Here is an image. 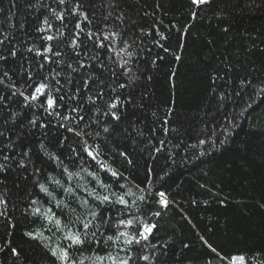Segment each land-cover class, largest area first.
I'll return each instance as SVG.
<instances>
[{
    "label": "trees",
    "instance_id": "obj_1",
    "mask_svg": "<svg viewBox=\"0 0 264 264\" xmlns=\"http://www.w3.org/2000/svg\"><path fill=\"white\" fill-rule=\"evenodd\" d=\"M80 2L91 23L82 15H69L75 0H66L65 5L56 0H0V56L7 57L0 60V97L7 105L0 104V130L7 136V141L0 137V148L11 141L13 148L5 151L16 160L31 149L32 161L25 158L27 171L11 161L6 175H0L4 181L0 198L7 202L0 204V213H4L0 215V264H53L49 248L64 243L61 232L43 214L51 208L65 222L68 216L34 186L36 180L45 182L48 172L65 185L80 183L103 194L123 195L128 208L118 203L105 206L111 210L113 224L134 219L157 225L149 240L142 242V249L132 246L136 257L147 255L149 259L134 258L130 264H220L209 244L221 255L239 253L247 255L250 264L264 262V0H212L199 8L191 0H114L116 8L109 6L113 0ZM51 9L64 11L63 23L50 15ZM109 12L112 17L105 20ZM119 13L126 17L123 23L114 18ZM46 15L51 29L43 23ZM77 22L84 30L76 49L83 63L98 56L105 69L120 73L124 69L119 65L128 61V76L112 78L108 71L95 70V62L89 70H95L111 87L117 81L128 84L126 89L116 88V93L104 89L105 99L121 94L125 101L119 110L120 121H110L97 111V106L104 108L103 101L94 105L87 99L95 96L91 82V91L82 88L77 99H68L84 73V69L72 72L67 68L69 63L77 67V57L69 46L74 32L79 31L74 29ZM89 30L97 35L100 30L103 35H120L110 47L97 49L86 38ZM46 35L57 39L45 41ZM49 45L67 55L46 53L49 60L45 61L36 53ZM40 82L60 88L59 93L51 90L53 96L65 98L58 100L55 111L70 119L48 115L39 107L43 96L28 106L24 96ZM77 106L79 112L70 111ZM80 115L83 121H79ZM33 119L35 127L29 124ZM61 124L81 135L66 131ZM104 126L110 128L109 133L103 131ZM82 140L99 146L98 159L122 174L118 182L81 153ZM200 140L207 143L201 145ZM49 155L58 156L72 172L81 168L98 172L110 190L99 189L83 171L69 182L59 175ZM33 166L42 170L38 176L32 174ZM158 192L166 194L169 207L157 203ZM55 195L62 198V189H56ZM80 195L86 197L87 193ZM142 195L143 201L139 199ZM31 199L38 203L30 207ZM35 207L41 209L40 215L33 214ZM100 210L107 219L104 208ZM84 211L77 207L78 213ZM157 211L161 213L158 217L154 215ZM139 227L136 224L127 230L134 232ZM101 232L111 235L115 228L102 227ZM124 247L117 242L102 249L123 257L125 252L120 249ZM12 248L19 256L12 255ZM102 249L98 251L104 255ZM85 264L89 262L85 260ZM105 264L112 262L106 260Z\"/></svg>",
    "mask_w": 264,
    "mask_h": 264
},
{
    "label": "snow or ice",
    "instance_id": "obj_2",
    "mask_svg": "<svg viewBox=\"0 0 264 264\" xmlns=\"http://www.w3.org/2000/svg\"><path fill=\"white\" fill-rule=\"evenodd\" d=\"M58 5H65L66 0H56ZM212 0H191V4L199 8L200 6L210 4ZM111 8H116L117 4L114 2L110 3L109 5ZM83 5L81 4L80 0H75V3L71 9L68 10L70 16H75L77 14L82 15L84 20L89 21L88 12L82 10ZM50 15H52L56 20L61 21L62 23L65 20V13L64 11H57L56 9L50 10ZM109 17H112V12L108 13V16L105 17L107 20ZM192 17H196V13H192ZM115 19L119 20L121 23L126 19L123 13L117 14ZM43 23L48 26V29L52 28V24L49 22L48 16L44 17ZM91 23V21H89ZM67 27V25H64ZM48 29H39V31H47ZM74 29L79 30L75 31L74 35L69 41V46L73 50V54L77 57L76 64L77 67L73 68L72 64H67V68H71L72 72H77L79 69H84V73L81 75V81L78 83V86L68 94L69 100H75L80 96L81 89H85L91 91V86H95V96L89 95L87 99L91 101L94 105L96 104L97 100H101L104 102V108L100 109L97 106V111H100L102 115L108 117L110 121H120V108L125 101L121 100V94H116L113 96H109L108 99H105V91L104 89L107 87L112 93H116V88L119 89H126L128 84L120 83L117 81L115 87H111L104 83V80L101 79L100 76L95 75V70L103 69L104 71H108L112 78L117 76H128L131 72V69L127 68L128 61L125 60L122 64L119 65L120 68H123L124 71L117 73L115 69H105L102 62L99 61L98 56L90 58V62L88 64L83 63L79 58L81 56V52L77 51L76 49L80 47L79 36L83 33V28H81V23L77 22L74 25ZM59 32L60 30L57 29ZM144 30L141 29V32ZM227 31V29H225ZM101 34L97 35L96 33L89 30L86 33L87 40L93 41V46L97 49H104L106 47H110L113 43L114 37L119 36L120 34L117 32H111L107 35H103V30H100ZM60 35H63V32H60ZM95 37V40H93ZM166 37L161 36V39H165ZM57 39L54 35H46L43 36V40L45 41H53ZM105 42H108L106 44ZM3 41L0 40V44ZM127 43V41H124ZM162 46V45H161ZM32 51V49H29ZM167 51V49H165ZM46 53H51L52 56L60 57L62 55H67L66 53H62L59 50H53L52 46H45L43 52H37V55L43 56L44 60H49V57L45 55ZM10 55L15 56V52H11ZM7 57L0 56V60H6ZM179 59V57H177ZM94 62L96 64V69L94 71H89L90 69H94ZM40 67L43 68L44 65L40 64ZM7 72L4 73V76L7 77ZM59 75V73H57ZM29 80L32 79L31 75L28 77ZM3 81H0L2 83ZM69 84L71 80L67 81ZM91 82V86H90ZM56 85L60 84L59 80L55 81ZM31 86V85H30ZM54 89L57 93H59L60 88L55 87V85H51L50 83L40 82L39 84L34 86V91H32L29 95L24 96V93L21 92L19 95L24 96V100L28 102V106L31 107V103L35 101H39L40 98L43 96L44 100L39 104V107L43 108L48 115H53L60 117L61 119L68 120L70 117L61 116L59 112H56V108L59 101H64V96H53L51 94V90ZM16 92H13L12 95H16ZM130 102V101H128ZM0 104H4V98L0 97ZM6 107L7 105L4 104ZM72 112H79V107H73L70 109ZM84 116H79V121H83ZM99 123V121H97ZM167 121H165L166 123ZM29 124L32 126H36V120H30ZM39 127H47L45 124H40ZM60 127L65 128L68 132H73L74 135L80 136L81 133L75 131L73 128L67 126V124H61ZM103 131L105 133L110 132V128L108 126L103 127ZM0 137H4L7 141V136L5 131L0 130ZM163 143V142H161ZM206 140H200L199 144L204 145L206 144ZM223 143V141H221ZM82 148L81 153H86L87 157L91 158L92 161H95L99 165V171H103L105 173L110 174L111 178L116 180L117 182L122 178V174L117 170H112L110 167H106L105 164L98 159L101 155L100 148L98 145H88L86 141H81ZM41 150H45V146L41 144ZM13 148V143L8 141L4 144L3 148H0V175H6L9 169L12 167L11 161H16L15 167L19 169H23L27 171V164L25 163V158L28 159V162L31 163V157L29 155L31 149H26L23 151L21 158L16 160L15 156L9 155L5 149L11 150ZM73 152L76 150L73 148ZM81 153H77V156H80L82 159ZM120 156H127L125 152H120ZM49 160L55 162L56 169H59V175L61 177H67L68 181H72L74 176H80V171L86 172L87 176L91 177L93 181H96L99 189H109L110 185L105 184L103 180L99 178L98 172L89 171L88 169L81 168L80 171L72 172L66 165H63V162L60 161V158L55 155H49ZM131 163V161H128ZM42 170L38 167L33 166V175L38 176ZM3 179H0V183H3ZM49 185L55 186L53 189L50 190ZM34 186L39 189L40 193H43L45 196L51 198V202L55 204L56 208L62 210L63 215L68 216L67 222L63 221L60 217H58L51 208L47 209V212L43 215L49 221L50 224H53L57 231H60L62 234V239L64 243L62 245H57L55 248H49L50 255L53 260V264H85V260L89 262V264H105V261H111L112 264H130L134 258L142 259L147 261L149 256L147 255H140L136 257V253L133 251V245L141 246L143 248L142 242H147L149 237L153 235L154 230L157 228L155 223H147L142 222L140 220L134 219H120L118 224L111 223V216H110V209L105 208L107 205H112L114 203H118L120 205H124L125 208H128V202L125 200L123 195L117 196V194L113 191H109L108 194H103L98 192L96 188L89 189L88 186L76 183L75 185L68 183L65 185L62 183L61 179H58L52 172H48L45 177V182H40L39 180L34 181ZM121 188L124 185H120ZM139 187V185H137ZM62 189L63 197L60 199L56 198L55 190ZM87 193V196H82L80 193ZM31 195V194H29ZM128 195H132L131 192ZM159 197L157 203L163 207H169V201L166 198V194L164 192H158L155 194ZM115 197V200H113ZM91 198V199H89ZM139 199L141 201L145 200V196H140ZM98 202V203H96ZM6 201L0 198V204L6 205ZM38 203L37 199H31L30 207L32 205H36ZM77 207L84 209L83 213L77 212ZM264 207V205H262ZM104 208L105 215H101V210ZM66 210V212L64 211ZM34 215H40L41 209L39 207H35L32 209ZM160 212L157 211L154 213L155 216H160ZM0 215H4V213H0ZM136 224H139L140 227L136 229V231H130L127 229H132ZM123 226L126 230L120 231V227ZM106 227L109 231L115 228V233L111 235H104L101 232V228ZM51 230V229H50ZM97 233H100V236H97ZM27 235L32 236V233H27ZM34 239H38L39 237H33ZM203 239V238H202ZM117 242L122 243L125 245L124 248H121L120 251L125 252V255L122 257L117 252L113 255L112 252L107 251L106 249H102L104 245H114ZM187 246V245H185ZM155 248V245H152ZM211 249L212 253L215 254V258L220 261V264H250L249 257L245 254H231L225 253L221 255L220 252L217 251L216 248L212 247L211 244L208 245ZM98 249H102L105 251L104 255L100 254ZM2 250V249H0ZM89 252L90 254L85 256V252ZM11 253L13 256H19V253L15 248L11 249ZM264 254V253H262ZM207 264H212L211 261H208ZM264 264V262H261Z\"/></svg>",
    "mask_w": 264,
    "mask_h": 264
}]
</instances>
